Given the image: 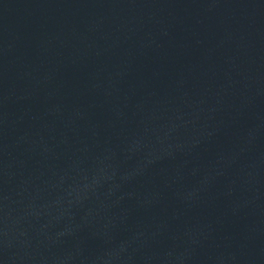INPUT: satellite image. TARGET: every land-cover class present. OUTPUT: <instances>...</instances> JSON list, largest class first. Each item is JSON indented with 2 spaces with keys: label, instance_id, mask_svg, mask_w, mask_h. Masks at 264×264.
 Masks as SVG:
<instances>
[{
  "label": "water",
  "instance_id": "95a60500",
  "mask_svg": "<svg viewBox=\"0 0 264 264\" xmlns=\"http://www.w3.org/2000/svg\"><path fill=\"white\" fill-rule=\"evenodd\" d=\"M0 8L185 11L264 17V0H0Z\"/></svg>",
  "mask_w": 264,
  "mask_h": 264
}]
</instances>
